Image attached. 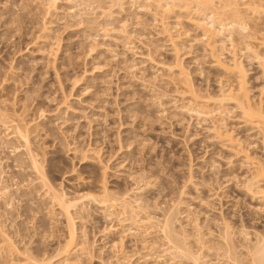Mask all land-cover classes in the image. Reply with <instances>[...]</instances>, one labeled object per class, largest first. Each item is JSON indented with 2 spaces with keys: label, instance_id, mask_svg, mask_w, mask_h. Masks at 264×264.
Instances as JSON below:
<instances>
[{
  "label": "rangeland",
  "instance_id": "obj_1",
  "mask_svg": "<svg viewBox=\"0 0 264 264\" xmlns=\"http://www.w3.org/2000/svg\"><path fill=\"white\" fill-rule=\"evenodd\" d=\"M82 1L58 0L57 9L46 13L43 0H0V105L36 120L32 144L50 179L70 197L99 191L104 177L110 193L129 192L138 199L139 217L148 209L158 220L182 198L174 224L189 235L192 250L202 251L203 264H238L240 259L248 264L250 243L264 234V177L255 176L256 165L246 157L264 165L259 128L233 102L213 117L182 108L189 99L187 83L172 66L180 61L200 94H217L239 88L238 76L216 61L230 63L236 57L246 71L248 98L264 106V14L249 15L257 34L249 51L243 40L235 49L221 38L217 48L212 46L197 24L201 17L192 0L188 6L171 2L166 14L159 1L126 0L111 18L95 9L108 0L81 6ZM85 5L87 13L83 9L80 17ZM95 17L100 19L90 21ZM163 19L178 37V53L163 32ZM122 21L131 42L121 34ZM214 125L230 131L233 139L217 138ZM9 132L0 123V141L7 142H1L0 157H5V179L14 192L10 206L0 198V220L19 253L2 247L10 251L6 255L0 248V264H18L28 250L37 257L54 254L69 228L65 215L44 195L22 147L13 152L20 142L6 137ZM99 205L84 200L74 210L78 242L95 245L89 254L77 250V264H118L122 253L129 264H193L171 253L160 224L139 226L123 220L119 208ZM194 219L204 246L196 240ZM226 222L235 249L225 240ZM121 239L122 253L114 246Z\"/></svg>",
  "mask_w": 264,
  "mask_h": 264
},
{
  "label": "bare ground",
  "instance_id": "obj_2",
  "mask_svg": "<svg viewBox=\"0 0 264 264\" xmlns=\"http://www.w3.org/2000/svg\"><path fill=\"white\" fill-rule=\"evenodd\" d=\"M57 1L58 0H43V5L46 9V13H50L51 11H55L57 9L56 7ZM83 1H87V0H83ZM83 1H82L81 6L84 4ZM108 1L109 3L107 6L102 5L100 3V4H97V6L95 7V9L97 8L98 10H101L102 16H104V18L105 17L111 18L112 16H114L113 9H116L115 7L123 10L124 4L126 3V0H108ZM157 1H159L158 3L160 6L158 5V7H160V9L159 8L158 9L160 10V12L162 11L164 14H166L172 8L171 2H178L181 6H188L190 0H156L155 2L157 3ZM160 1H165V3L163 2V4H161L162 2L160 3ZM192 1L196 2L198 14L201 17V19L198 20L197 24L199 27L203 29L204 36L207 37L208 39H212V43H211L212 46L215 47L218 39L221 38V41L223 42H225L226 40L229 41L230 44L232 45V48L235 49L237 42H239L240 40L241 41L243 40L242 42L243 43L245 42L244 44L247 50L249 51L254 50L252 49L253 44H251V41H253L252 37H254L255 33L252 32V25H251L252 21L250 22V19L252 18L249 17V15L252 16L255 14H258V15L264 14V0H192ZM97 2L99 1L97 0ZM241 5H243L244 9L241 7ZM87 7L88 6L85 5V7L82 8L80 17H82V15L84 14L83 11L85 10L83 9H86L85 14L87 13ZM94 11L95 10H93V13ZM73 13H75V11H73ZM75 15H77V11ZM225 15H231V18L224 17ZM102 16L100 14V17ZM258 17L257 19H259ZM96 18H99V17H95V19L91 18L90 21L94 23L96 21ZM106 20L105 22H107ZM90 21H87V22H90ZM92 22H90L89 24H93ZM106 27H105V30L111 29L110 27H108L110 29H107ZM126 27L128 26L126 22L124 21L122 23L123 33L121 34L125 36L129 41V38L131 35L129 36V32L125 30ZM162 27H163L162 29H163L164 34L169 38L171 43L175 46V51L176 53H178L179 52V48L177 45L178 37L173 32L174 30L170 26L168 20L166 19L162 20ZM46 29H47V26H45V30ZM262 40H264V36ZM222 47L224 50L225 49L224 44L222 45ZM216 61L218 62V65L222 69L238 76L240 86L237 89V91L236 90L234 91L232 88H230L227 90L222 89L221 92L217 94H211V93L200 94L197 91V89L191 83H189L187 79L186 69L185 67H183L182 63L179 61L172 67H175V69L179 71L182 77L185 76L183 78L185 82L187 83L186 92H188V98H189L188 102L186 103L184 102L185 104H182V105L180 104V105L182 106V108H185L188 111L195 112L198 115H205V116L213 117L217 113L221 114L225 110L224 106L228 102H233L236 104L237 107L240 108V110L242 111V114L245 116L247 120L254 121L257 124L259 128L260 136H261L260 137L261 143L264 147V106L261 104L259 105L254 104L248 98L249 96H247L248 92L246 88L244 89L245 83L243 82L244 81L243 77L246 72L244 65L236 57H234L230 63H225L219 59ZM4 81L5 79L3 80V82ZM4 104L6 105L5 102ZM215 105H217V107ZM7 109L8 108H5V106L2 107L0 105V123L3 126H5L6 129L11 128V132L7 133L6 134L7 136L6 135L5 136L9 138L15 137L20 142L18 146H14L13 148L14 151L13 150L12 151L18 152L20 151L18 150V148L22 147L21 148L22 152L26 154L27 156L26 158L28 160L27 161L28 166H30L32 171L36 173V177H37L36 179L39 180V184H41L42 187L45 189L44 195H46L49 199H51V201H53L58 206L61 213L65 215L67 222L69 224L68 233L66 237L64 238V240H62V242L59 243L57 248H55L54 254L47 256V257L44 255L43 257H40V256L37 257V256H34V254H31L32 251L28 253L29 250L28 252H26L25 250L26 255L25 253L23 254V252L20 251L21 255L24 256L25 260H20L18 264L19 263L20 264H56V262L58 261L59 262L57 264H77L76 260L73 258L79 248L81 251L87 252L88 254L91 253L95 245L90 243L87 239L79 243L78 237H77V231L75 228L74 210L77 211V209L80 206V202H83L84 200H87L93 203H98V205L100 204L99 206H103V208H106V210L112 209L113 211L114 209L119 208L120 213L123 214L125 217L123 220H132L133 223H136L137 225H139V223L142 225L149 224L150 225L149 227H154L155 224L156 225L160 224L159 225L160 230L165 234L164 236H166L167 240L169 241L171 245L170 248H172L171 249L172 251L171 250L170 251L172 254H178L179 256H181L179 258L187 259L191 261L193 264H203L202 251L200 252L197 250L195 252L194 250H192L190 243H189L190 242L189 235L183 234L182 232H180L176 228L177 226L175 227V224H174L175 219H177L178 214L181 212L179 209L182 205V198L173 201V203L168 207V209L164 211L163 219L161 218L162 220L161 219L158 220V218L155 215H152V213H150L149 211L148 213L147 212L148 209L144 210V208L143 210L145 212L144 211H141V212H144L145 216L143 218L139 217L138 213L136 212L137 210L136 206H139L138 209H141L138 203L139 201H137L138 199L137 200L132 199V196L129 192L116 193V194L110 193L104 177L101 179V182L98 188L99 191L98 190L97 192L96 191L95 192L86 191V192L78 193V195H75L73 197H70L64 189L58 187L50 179V177L48 176L47 172L44 169L43 161L40 157L39 151H37L36 149L37 147L32 144V137H31L32 131L38 128V123L36 122V120L34 118L30 119L31 117L27 119L24 114L25 113L24 110L18 113L17 109H13L12 112L8 111ZM214 131H215L216 137L219 139H227V140L233 139L232 133L228 130H223L221 126H215ZM0 139L2 140V138ZM4 141H0V149L4 147L3 144L7 143L6 141H5L6 143ZM1 142H3L2 144L3 147L1 145ZM88 149L86 150V152H88L91 148L89 150ZM246 157L248 161H250L251 163H255L256 165L255 166L256 168L254 170L255 176L258 177L259 179L263 178L264 177V165L261 164L260 162L252 161L249 155H246ZM4 158H2V156L0 157V198L5 199L4 202L6 201L5 202L6 206L8 205L10 206L13 201L12 195H14L13 194L14 192L11 189L12 188L11 185L13 183L10 184L9 179L8 181L7 179H5L7 176L6 175L7 173L4 167L6 166L4 165V162H5ZM7 160H9V156ZM6 162H9V161H6ZM9 167H10V164H9ZM128 213H130V215ZM1 214L2 212L0 210V217L2 216ZM2 221L3 220H0V248L1 250L6 247L7 249H5V251L6 250L11 251V252L10 251L4 252V250H2L6 255L9 252L11 254L14 252L19 253V248L15 246L14 241L10 237V234L6 232L7 229L6 227L4 228V224ZM193 222H194V227L197 231L196 240L201 246H204L206 244V239H205V236L202 235L200 232L201 226L196 219H194ZM181 231H182V228H181ZM231 235H234L233 232L231 231V226L228 222H226L225 223V240L229 242V246L231 245L229 247L230 249H235L237 246L236 247L233 246L234 240L233 242L231 241V237H233ZM122 244H123L122 239L114 243V246L118 247V250H121V253H122V248H121ZM248 245H246V248H248ZM248 250L251 256L250 260H248L249 261L248 264H264V234L259 235L258 239L256 240L253 246H251V243H250ZM10 253L8 255H10ZM15 255L20 256V254H17V253ZM175 256L177 257V255H173V257ZM236 257L237 255L234 257V259ZM126 258H127L126 255L123 253L121 255H117V263L118 264H129L128 261H126L125 263L124 260H126ZM238 259H240L239 256H238ZM242 260L243 259H240L239 261L237 260L238 264L239 262L240 264H243L244 262L241 263ZM12 262H13L12 264H14V261ZM16 262L17 261H15V264Z\"/></svg>",
  "mask_w": 264,
  "mask_h": 264
}]
</instances>
